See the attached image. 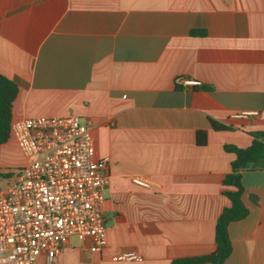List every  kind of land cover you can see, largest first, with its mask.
<instances>
[{
    "label": "crops",
    "instance_id": "crops-1",
    "mask_svg": "<svg viewBox=\"0 0 264 264\" xmlns=\"http://www.w3.org/2000/svg\"><path fill=\"white\" fill-rule=\"evenodd\" d=\"M0 73L18 86L12 120L77 114L94 156L107 157L105 245L72 237L52 264H170L214 250L230 205L221 189L234 154L223 145L264 130V0H0ZM23 162L11 136L0 143L1 172ZM241 181L249 211L228 224L221 264H264V166ZM124 250L142 259H113Z\"/></svg>",
    "mask_w": 264,
    "mask_h": 264
},
{
    "label": "built area",
    "instance_id": "built-area-1",
    "mask_svg": "<svg viewBox=\"0 0 264 264\" xmlns=\"http://www.w3.org/2000/svg\"><path fill=\"white\" fill-rule=\"evenodd\" d=\"M175 83L200 81L180 75ZM10 136L24 162L0 177V264H31L40 254L52 264L73 235L88 239L90 251L100 250L107 157L94 156L89 124L73 113L23 117L11 121ZM131 180L150 187L142 176ZM113 259L140 261L142 256L124 250Z\"/></svg>",
    "mask_w": 264,
    "mask_h": 264
},
{
    "label": "trees",
    "instance_id": "trees-1",
    "mask_svg": "<svg viewBox=\"0 0 264 264\" xmlns=\"http://www.w3.org/2000/svg\"><path fill=\"white\" fill-rule=\"evenodd\" d=\"M192 34H204L203 29H192ZM202 89L209 86L202 85ZM18 91L17 83L0 73V143L10 138V124L12 121V104ZM210 126L215 130L231 129V124L208 118ZM252 139L249 145L240 147L235 144L226 143L223 148L232 152L234 158L230 163L228 171L222 179L221 192L230 200V205L222 209L215 223V248L213 251L196 256L178 257L171 260L170 264H200L209 262L221 264L232 250L228 235V224L242 219L249 211V206L243 201V185L241 181L242 172L249 169H258L264 166V130L250 132ZM196 143L206 144V130H196ZM9 172H0V177L9 176Z\"/></svg>",
    "mask_w": 264,
    "mask_h": 264
},
{
    "label": "rangeland",
    "instance_id": "rangeland-1",
    "mask_svg": "<svg viewBox=\"0 0 264 264\" xmlns=\"http://www.w3.org/2000/svg\"><path fill=\"white\" fill-rule=\"evenodd\" d=\"M18 165H19V164H18ZM13 167H14V168H17L18 166H12V167H10V168L13 169ZM4 168H6L5 170H7V167H4ZM1 169H3V168H1ZM1 169H0V172L3 171V170H1ZM5 170H4V171H5ZM72 237H75V238H76V235H73V236H71L70 238H72Z\"/></svg>",
    "mask_w": 264,
    "mask_h": 264
}]
</instances>
